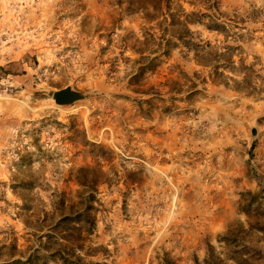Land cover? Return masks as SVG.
Wrapping results in <instances>:
<instances>
[{
  "label": "rangeland",
  "instance_id": "374dc122",
  "mask_svg": "<svg viewBox=\"0 0 264 264\" xmlns=\"http://www.w3.org/2000/svg\"><path fill=\"white\" fill-rule=\"evenodd\" d=\"M218 1L245 18L233 44L264 68V0ZM117 2L0 0V245L25 247L27 216L59 191L74 196L88 166L111 181L100 186L93 235L109 255L93 260L264 264V95L209 82L186 101L165 87V101L144 112L129 80L144 28L156 23ZM180 3L206 10L205 0ZM191 27L222 45L223 35ZM185 55L172 50L150 84L201 70ZM67 86L83 98L59 105L53 93Z\"/></svg>",
  "mask_w": 264,
  "mask_h": 264
},
{
  "label": "trees",
  "instance_id": "16d2710c",
  "mask_svg": "<svg viewBox=\"0 0 264 264\" xmlns=\"http://www.w3.org/2000/svg\"><path fill=\"white\" fill-rule=\"evenodd\" d=\"M205 1L206 10L188 12L180 0H118L127 13L142 12L147 24L156 23L144 28V40L137 50L138 67L129 80L130 89L142 96L139 105L144 112L151 111L145 104L165 101L161 90L165 87L168 93L185 94L186 101L204 94L209 82L257 98L264 95V68L249 63L241 44H233L244 40L245 18L222 12L218 0ZM191 25H202L223 35L222 45L204 38ZM176 48L184 50L186 58L201 70L193 74L183 71L178 78L150 84L146 75L154 73ZM177 97L172 96L171 101L179 100ZM77 182L80 188L74 196L59 191L53 194L49 207L39 206L27 216L26 226L33 231L28 244L21 247L18 238L1 244L0 264H110L92 257L109 255L108 248L97 244L93 235L102 211L100 186L111 181L104 171L82 166ZM161 264L177 263L166 254Z\"/></svg>",
  "mask_w": 264,
  "mask_h": 264
},
{
  "label": "water",
  "instance_id": "95a60500",
  "mask_svg": "<svg viewBox=\"0 0 264 264\" xmlns=\"http://www.w3.org/2000/svg\"><path fill=\"white\" fill-rule=\"evenodd\" d=\"M54 100L59 105L72 104L83 98L82 92L74 89L71 86H67L61 89L56 90L53 93ZM256 130H254V133Z\"/></svg>",
  "mask_w": 264,
  "mask_h": 264
},
{
  "label": "built area",
  "instance_id": "2783aa9c",
  "mask_svg": "<svg viewBox=\"0 0 264 264\" xmlns=\"http://www.w3.org/2000/svg\"><path fill=\"white\" fill-rule=\"evenodd\" d=\"M11 90L13 91V88Z\"/></svg>",
  "mask_w": 264,
  "mask_h": 264
}]
</instances>
